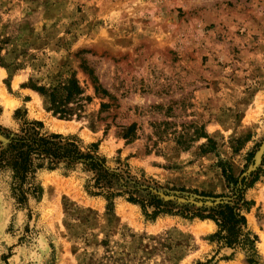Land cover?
Listing matches in <instances>:
<instances>
[{
    "label": "rangeland",
    "instance_id": "rangeland-1",
    "mask_svg": "<svg viewBox=\"0 0 264 264\" xmlns=\"http://www.w3.org/2000/svg\"><path fill=\"white\" fill-rule=\"evenodd\" d=\"M0 125L15 130L16 108L48 132L97 144L108 164L159 185L225 191L219 158L235 174L264 142V0H0ZM84 59L107 95L95 94ZM73 75L91 101L78 118L46 111L47 99L21 87L31 77L49 85ZM3 93V94H2ZM2 97V98H3ZM5 103V105H4ZM108 107L101 110V104ZM133 123L131 141L123 137ZM201 126L216 154L182 150L175 132ZM160 127L164 132L156 134ZM247 136V137H246ZM246 137V139H245ZM236 138H244L235 143ZM238 150L233 151L232 146ZM260 165V164H259ZM257 165V167L259 166ZM247 166V167H248ZM247 190V225L264 264V166ZM0 175V264H198L215 254L210 220L146 219L138 206L84 189L78 173L41 170V195L18 208ZM230 249L216 264H247Z\"/></svg>",
    "mask_w": 264,
    "mask_h": 264
},
{
    "label": "trees",
    "instance_id": "trees-1",
    "mask_svg": "<svg viewBox=\"0 0 264 264\" xmlns=\"http://www.w3.org/2000/svg\"><path fill=\"white\" fill-rule=\"evenodd\" d=\"M0 65L8 69L7 78L10 79V70L14 69L13 61L5 63L0 55ZM80 67L88 74L94 93L107 95V90L100 86L93 69L84 59L80 60ZM21 87H28L44 96L47 99L46 111L60 119L80 117L91 101V96L84 93L73 75L49 85L38 84L37 80L30 77ZM106 107L107 103L101 104V110ZM13 118L18 125L15 130L0 125V175L8 179L10 197L16 207H26L29 198L37 200L40 197L42 190L35 182L39 171L61 170L64 174L75 172L83 177L84 189L88 194L101 196L107 201L108 211H112L114 200L120 198L138 206L146 219L177 216L187 220L212 221L215 230L207 236V240L216 245V252L198 264H216L214 258L222 249L231 250L229 255L221 257L223 260L231 259L239 251L247 264L259 263L258 237L248 228L246 220V214L253 207L254 201L247 198L246 193L263 172L264 155L260 165L248 176L243 173L252 160L253 151L247 153L246 162L238 174L233 172L227 161L219 158L217 167L225 188L220 193L170 183L159 185L154 179L145 178L143 173L140 177L131 174L127 163L116 161L114 166H110L106 157L98 153L96 143L82 147L74 135L46 131L41 121L26 118L25 108H16ZM164 131L160 127L155 129L156 134ZM174 134L175 145L179 149H188L202 137L206 141L198 146V153L216 154V142L201 126L195 125L191 132L184 129L174 131ZM134 135L135 125L131 123L126 127L123 137L131 141ZM242 139L236 138L234 142L239 143ZM232 148L233 151L238 150V144ZM163 196L183 198L185 202L164 199ZM194 202L201 204L196 205Z\"/></svg>",
    "mask_w": 264,
    "mask_h": 264
},
{
    "label": "water",
    "instance_id": "water-1",
    "mask_svg": "<svg viewBox=\"0 0 264 264\" xmlns=\"http://www.w3.org/2000/svg\"><path fill=\"white\" fill-rule=\"evenodd\" d=\"M0 139H1V137H0ZM263 155H264V142L262 143V146L260 147V150H259V160H258L257 164H256V157H255L253 162L246 168L245 172L243 173L244 176H248L251 172H253L257 168V165L260 164ZM163 198L164 199H175L179 202H185V199L179 198V197L163 196ZM207 203L208 202H205L204 204H207ZM194 204L200 205L201 203L200 202H194Z\"/></svg>",
    "mask_w": 264,
    "mask_h": 264
},
{
    "label": "bare ground",
    "instance_id": "bare-ground-1",
    "mask_svg": "<svg viewBox=\"0 0 264 264\" xmlns=\"http://www.w3.org/2000/svg\"><path fill=\"white\" fill-rule=\"evenodd\" d=\"M0 92H1V91H0ZM0 94H1V93H0ZM2 94H3V93H2ZM0 97H1V100H3L5 96L3 97V96L1 95ZM2 97H3V98H2ZM5 98H6V97H5ZM4 101H7V100H3L2 102H4ZM4 105H5V103H4Z\"/></svg>",
    "mask_w": 264,
    "mask_h": 264
}]
</instances>
